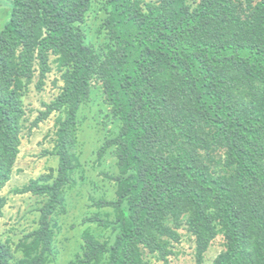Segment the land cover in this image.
Segmentation results:
<instances>
[{
    "label": "trees",
    "instance_id": "1",
    "mask_svg": "<svg viewBox=\"0 0 264 264\" xmlns=\"http://www.w3.org/2000/svg\"><path fill=\"white\" fill-rule=\"evenodd\" d=\"M144 1L0 0V192L20 153L22 97L37 73L43 90L52 55L64 82L33 123L61 112L58 172L17 190L43 199L39 226L19 242L16 262L0 240V264L53 260L95 78L120 124L99 149L100 158L114 149L117 191L94 202L112 212L86 219L97 230L84 231L72 264H145L146 251L165 260L184 225L196 264L219 234L226 249L212 264H264V0ZM97 2L105 41L95 47L79 24ZM6 204L0 193V216Z\"/></svg>",
    "mask_w": 264,
    "mask_h": 264
},
{
    "label": "rangeland",
    "instance_id": "2",
    "mask_svg": "<svg viewBox=\"0 0 264 264\" xmlns=\"http://www.w3.org/2000/svg\"><path fill=\"white\" fill-rule=\"evenodd\" d=\"M145 3H157L159 0H145ZM198 0H187L192 7ZM102 11L97 2L88 14L86 21L79 24L87 36V42L98 47L105 41L98 36ZM7 18L5 6L0 7V30ZM57 56H50L51 72L47 75L42 91L36 89L38 73L33 84L25 91L22 101L25 115L22 118L21 146L11 180L1 190V195L7 199V204L0 216V240L9 246L15 254V262L23 257L17 246L22 238L36 230L39 226L40 211L43 199L32 193L20 194L17 190L28 185L31 180L40 179L50 174L54 176L59 169V156L56 154L57 131L61 112L52 113L37 126L33 123L40 112L46 110V103H51L64 86L62 69ZM110 107L105 101L102 82L96 78L92 81L91 100L80 111L78 143L76 152L80 158V167L76 172V186L67 193V211L57 216L58 228L55 241V255L49 264H72L77 255L82 254L83 234L87 228L97 230V223L86 222L97 213L112 212L110 207L99 209L94 202L105 198L116 199L117 182L109 176L119 174L114 149L109 150L103 157L99 149L109 138L114 136L120 127L118 121L110 120ZM219 152L216 158L223 157ZM112 219V217H111ZM181 235L179 241H171L170 253L165 260L157 254L146 251L145 264H196L195 237L186 226L178 229ZM104 233V232H103ZM105 237H111L107 230ZM226 249L223 234H219L205 253L204 264H212L215 258Z\"/></svg>",
    "mask_w": 264,
    "mask_h": 264
}]
</instances>
